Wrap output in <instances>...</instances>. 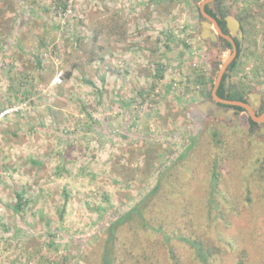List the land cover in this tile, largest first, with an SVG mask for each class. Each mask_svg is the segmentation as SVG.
I'll list each match as a JSON object with an SVG mask.
<instances>
[{"label": "rangeland", "instance_id": "obj_1", "mask_svg": "<svg viewBox=\"0 0 264 264\" xmlns=\"http://www.w3.org/2000/svg\"><path fill=\"white\" fill-rule=\"evenodd\" d=\"M244 1L212 6L247 15L226 86L257 102L264 98V0ZM201 2L0 0V264H96L108 226L154 186L167 161L162 177L179 167L187 185L183 199L168 187L157 201L164 210L154 215L181 217L188 208L193 222L205 224L199 185L209 173L192 183L193 163L179 157L195 135L216 130L221 145L247 142L251 126L245 112L220 106L216 115L204 105L214 102L207 93L231 52L202 37ZM253 132L264 146V134ZM233 164L225 158L222 171L241 166ZM252 187L264 220L263 192ZM237 221L247 224L245 213ZM137 228L120 229L116 255L173 264L167 246H152L155 238H140ZM176 249L181 263L197 264L186 247Z\"/></svg>", "mask_w": 264, "mask_h": 264}, {"label": "trees", "instance_id": "obj_2", "mask_svg": "<svg viewBox=\"0 0 264 264\" xmlns=\"http://www.w3.org/2000/svg\"><path fill=\"white\" fill-rule=\"evenodd\" d=\"M244 2H252V0ZM206 11L213 16H218L212 8H206ZM220 12L222 15L226 13ZM234 14L237 16L235 12ZM240 19L246 30L249 24L247 15H240ZM219 23L222 30L227 32L224 20L220 19ZM235 64L236 60L230 68H233ZM218 95L223 98L244 100L243 95L234 91L229 93L224 84L220 87ZM233 108L237 112L244 110L241 107ZM249 122L251 127L250 134L247 135V145L242 138L234 140V143L226 140L221 145L222 140L218 138L219 132L212 130L213 132L209 135L199 134L192 137L190 151L179 157L185 163H193L194 167H190L191 170L197 169V173L191 170L187 172V176H192V183L201 177L200 173L204 170L209 173V176L205 178V186L199 185L200 191H203L205 195V200H203L204 197L200 194L201 202L204 201L203 204L206 207L205 224L193 222V219L188 217L192 212L188 208L184 210L185 214L181 217L170 215V219H163L154 215L156 208L158 213L164 210H159L157 201L166 196L169 192L168 187L174 186L175 190L181 192L177 196L180 195L179 198L183 199L182 186L187 185V181L181 176L179 167L173 169L175 172H169L166 177H162L165 176V167L169 166V161H167L154 173V186L148 189L132 208L118 215L108 226L95 263L133 264L130 261V259L133 260L131 253L129 260L126 257L121 260L116 255L118 249L117 251L115 249L120 229L134 226L135 229L138 227L140 238H155L154 243L150 240L152 246L156 245V248H159L160 244L167 246V253L173 264H183L178 259L179 252L176 249L180 245L191 252L197 264H232V262L233 264H259V261L264 258V247H261V243L258 242L260 240L259 231L262 229L260 223L264 220L257 218L258 213L262 212L260 209L262 203H259L260 200L254 202L252 186H259L264 196V146L253 135L257 123L251 118ZM206 140L207 143L204 142ZM225 158H228L230 163L233 161L232 168L240 163L239 167L242 169L237 167L228 174L224 173L221 166ZM167 177H174L173 181L169 183L163 179ZM23 203L20 197L18 209ZM244 213L248 220L247 224L238 223L237 218L243 217ZM158 236H161L163 243L158 242L156 239ZM140 248L145 249L143 246ZM128 251L131 252V249H127L129 258ZM149 259L145 261L146 257H143L141 261L153 264L152 258L149 257Z\"/></svg>", "mask_w": 264, "mask_h": 264}, {"label": "water", "instance_id": "obj_3", "mask_svg": "<svg viewBox=\"0 0 264 264\" xmlns=\"http://www.w3.org/2000/svg\"><path fill=\"white\" fill-rule=\"evenodd\" d=\"M214 1L215 0H202V2L200 4L201 13L206 18V20H204L202 22L201 35L203 38L210 40L211 43H213L214 45H218V37H219L218 35H220V36L224 37L225 39H228L233 44V51L228 56V58L225 60V62L223 63V65L220 68L218 78L215 82V87H214L213 93H212L213 98H214V102L208 101L204 105H205V107H207V108L209 107L210 109H212L214 114H216V115L218 113H221L224 111L223 109L219 110L220 106L218 105V102H220L222 104L231 105V106H240V107H243V108L248 110L251 118L254 121H256L258 123L263 122L264 121V113L257 114L255 112V109L249 103H247L243 100L224 99V98H221L217 94V90H218V87L220 85L221 79H222L224 73L226 71H228V69H227L228 66L231 64V62L234 60V58L236 57V54H237V47H236V43L234 40V36L237 37L240 42H242L243 30H242L240 21L238 20V18L234 14V12L233 13L230 12L225 18V20L227 22V28L229 30V34H225L222 31V29L220 28V25L218 24L217 20L205 10L206 4L212 3ZM228 82H229V78L227 77L226 85L228 84ZM257 134L258 135L264 134V126H262V130L259 131Z\"/></svg>", "mask_w": 264, "mask_h": 264}, {"label": "flooded vegetation", "instance_id": "obj_4", "mask_svg": "<svg viewBox=\"0 0 264 264\" xmlns=\"http://www.w3.org/2000/svg\"><path fill=\"white\" fill-rule=\"evenodd\" d=\"M217 1H219V2H221V0H215L214 2H212V3H216ZM212 3H209V4H206V6H205V10H206V8H212L213 9V6H212ZM214 10V9H213ZM215 11V10H214ZM220 11H223V12H226L224 15H222V13L220 12ZM220 11H215V12H217L218 13V16H213L212 14V16L217 20V22H218V24L220 25V23H219V20L220 19H222V20H224V22H225V25H226V28H227V22H226V20H225V18H226V16L230 13V12H227V11H225L224 10V8L223 7H221V4H220ZM209 13V12H208ZM210 14V13H209ZM199 16L203 19V20H206V18L202 15V13H201V10H200V5H199ZM237 18H238V20L240 21V24H241V27H242V30H243V33H244V38H245V36H246V34H245V30H244V27H243V23H242V21H241V19H240V14H237V16H236ZM220 28L222 29V27H221V25H220ZM225 34H229V30H228V28H227V32H225L224 30H222ZM219 37H218V49H220L221 51H227V50H230V52L232 53V51H233V44L228 40V39H225L224 37H222V36H220V35H218ZM234 40H235V43H236V47H237V54H236V57L234 58V60L231 62V64L236 60V64H235V66L233 67V68H230V65L228 66V71H226L225 73H224V75H223V77H222V79H221V82H220V85H219V87H218V90H217V94H218V91H219V89H220V87L224 84V86H225V88H226V90H227V86H226V82H227V77L228 78H230L231 79V77H232V74H233V72L236 70V68H237V66H238V64H239V59H240V56H241V54H242V52H243V42H240L239 40H238V38L237 37H235L234 36ZM230 53V54H231ZM225 62V61H224ZM223 62V63H224ZM217 63H221V60H214V62H213V64H217ZM223 65V64H222ZM221 65V66H222ZM221 66H220V68H221ZM220 68H219V71H220ZM219 71H218V74H219ZM218 74H217V76H216V78H215V80L213 81V83H212V86H211V88H210V92L208 91V96H210L213 100H214V98H213V95H212V93H213V89H214V87H215V82H216V80H217V78H218ZM232 88V87H231ZM228 91V90H227ZM231 91H232V89H230V91H229V93H231ZM207 96V97H208ZM221 98H223V97H221ZM242 98H244V100L243 101H245V102H247V103H249L254 109H255V112L257 113V114H262V113H264V98L261 96L260 98H258L257 99V102L255 101V102H252L249 98H247V97H245V96H243ZM224 99H229V98H224ZM232 100H236V99H232ZM213 102V101H212ZM218 105L219 106H227V107H230V108H233V107H240V106H231V105H227V104H222V103H220V102H218ZM241 108H243V107H241ZM244 110H241V111H239V112H237L236 110V113H243V112H245V113H247V115L249 116V118H251V116H250V114H249V112H248V110L247 109H245V108H243ZM212 110V109H211ZM213 111V110H212ZM252 119V118H251ZM253 120V119H252ZM254 121V120H253ZM256 122V121H255ZM250 123V122H249ZM257 123V125H256V127L254 128V130H255V132H259V131H261L262 130V126H264V121L263 122H260V123H258V122H256Z\"/></svg>", "mask_w": 264, "mask_h": 264}]
</instances>
